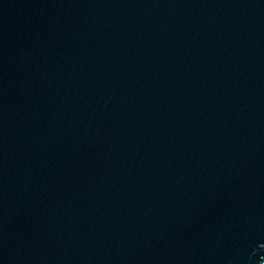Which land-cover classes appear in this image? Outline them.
<instances>
[{
  "label": "water",
  "instance_id": "95a60500",
  "mask_svg": "<svg viewBox=\"0 0 264 264\" xmlns=\"http://www.w3.org/2000/svg\"><path fill=\"white\" fill-rule=\"evenodd\" d=\"M0 264H264V0H0Z\"/></svg>",
  "mask_w": 264,
  "mask_h": 264
}]
</instances>
